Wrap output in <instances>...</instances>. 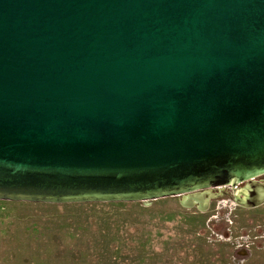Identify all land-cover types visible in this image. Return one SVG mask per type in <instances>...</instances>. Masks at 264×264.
Returning a JSON list of instances; mask_svg holds the SVG:
<instances>
[{"label": "water", "instance_id": "water-1", "mask_svg": "<svg viewBox=\"0 0 264 264\" xmlns=\"http://www.w3.org/2000/svg\"><path fill=\"white\" fill-rule=\"evenodd\" d=\"M263 175L264 0H0V200L204 210L248 182L256 208Z\"/></svg>", "mask_w": 264, "mask_h": 264}, {"label": "rangeland", "instance_id": "rangeland-1", "mask_svg": "<svg viewBox=\"0 0 264 264\" xmlns=\"http://www.w3.org/2000/svg\"><path fill=\"white\" fill-rule=\"evenodd\" d=\"M181 201L0 200V264H237L236 240L248 255V228L264 224V206L242 209L229 195L210 198L209 210Z\"/></svg>", "mask_w": 264, "mask_h": 264}, {"label": "flooded vegetation", "instance_id": "flooded-vegetation-1", "mask_svg": "<svg viewBox=\"0 0 264 264\" xmlns=\"http://www.w3.org/2000/svg\"><path fill=\"white\" fill-rule=\"evenodd\" d=\"M255 181L264 183V179H261L260 177L255 179ZM246 187H248V182H244L242 184H239V186H238L239 190L237 191V193L234 192L232 187H225L223 190H221V188H214V189H210L207 191H202V192H200V195L205 194L206 196H208V195L210 196L211 193H213L212 191H216L217 194L214 193L215 196H213V197L219 196L220 194L229 195L232 198H237L239 201L240 199H244V197H246V195H247V192L245 190ZM236 204H237V207L242 208V209H248V210H252V209L254 210V209H257L259 207L264 206V204H263L262 206H259L256 208H245V207L239 205L238 203H236ZM204 210H209V206L208 205L204 206ZM246 237L248 239L247 240L248 255H247V253L241 252L243 250L240 249V247L244 248V245H243V243L241 244L239 241L236 240L235 244L237 246L238 251L236 252L237 254L235 255V259H237L239 261V262H237V264H240V260H243L242 262L244 264L245 263L246 264H257V259L259 258L258 254H262V257L264 258V224H258L256 226H250L248 228V233L246 234ZM245 257H246V259L244 260Z\"/></svg>", "mask_w": 264, "mask_h": 264}]
</instances>
